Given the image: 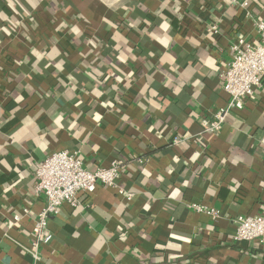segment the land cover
<instances>
[{
	"label": "crops",
	"instance_id": "crops-1",
	"mask_svg": "<svg viewBox=\"0 0 264 264\" xmlns=\"http://www.w3.org/2000/svg\"><path fill=\"white\" fill-rule=\"evenodd\" d=\"M250 12L226 0H0V264H32L46 206L35 171L62 151L92 172L118 161L132 197L100 184L63 204L39 264H264V245L234 240L238 216L264 213V77L219 132L201 125L229 102L232 46L258 40L264 0Z\"/></svg>",
	"mask_w": 264,
	"mask_h": 264
},
{
	"label": "built area",
	"instance_id": "built-area-1",
	"mask_svg": "<svg viewBox=\"0 0 264 264\" xmlns=\"http://www.w3.org/2000/svg\"><path fill=\"white\" fill-rule=\"evenodd\" d=\"M228 3L246 11L251 18V0H226ZM258 33V40L248 42L238 38L231 48V61L222 72L223 89L229 96L225 108L220 109L212 120H202L204 132H219L227 117L234 111L243 110L246 101L254 96L255 89L262 85L264 77V20H253ZM210 32H219L217 25L210 27ZM183 141L180 137L174 138L177 145ZM120 165L118 161L111 163L108 168H98L92 172L85 168L82 159L74 153L62 151L54 153L38 164L35 171V194L44 196L46 206L39 212L34 220L33 240L28 255L32 264L41 261V248L48 244L53 236L48 231V223L56 215L60 207L67 203L73 207L79 205L80 193H93L98 185L112 187L118 193L131 199L132 195L126 193L118 186ZM198 212L211 215L214 219L219 217L215 209H206L201 205L193 206ZM28 213V210L25 211ZM20 221V216L14 215L9 221L12 228ZM236 232L234 240L237 242L257 241L264 245V213L256 216H238L235 219Z\"/></svg>",
	"mask_w": 264,
	"mask_h": 264
}]
</instances>
